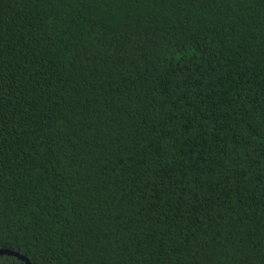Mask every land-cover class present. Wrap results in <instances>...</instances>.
Masks as SVG:
<instances>
[{
  "label": "trees",
  "instance_id": "trees-1",
  "mask_svg": "<svg viewBox=\"0 0 264 264\" xmlns=\"http://www.w3.org/2000/svg\"><path fill=\"white\" fill-rule=\"evenodd\" d=\"M0 248L264 264V0H0Z\"/></svg>",
  "mask_w": 264,
  "mask_h": 264
},
{
  "label": "water",
  "instance_id": "water-1",
  "mask_svg": "<svg viewBox=\"0 0 264 264\" xmlns=\"http://www.w3.org/2000/svg\"><path fill=\"white\" fill-rule=\"evenodd\" d=\"M0 255L13 256V257H16L17 259L21 260L24 264H30L27 258L18 254L17 252L11 251V250L0 248Z\"/></svg>",
  "mask_w": 264,
  "mask_h": 264
}]
</instances>
